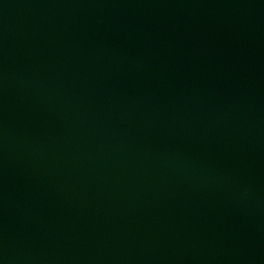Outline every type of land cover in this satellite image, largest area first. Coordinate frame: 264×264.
<instances>
[{
	"label": "water",
	"instance_id": "obj_1",
	"mask_svg": "<svg viewBox=\"0 0 264 264\" xmlns=\"http://www.w3.org/2000/svg\"><path fill=\"white\" fill-rule=\"evenodd\" d=\"M0 264H264V0H0Z\"/></svg>",
	"mask_w": 264,
	"mask_h": 264
}]
</instances>
